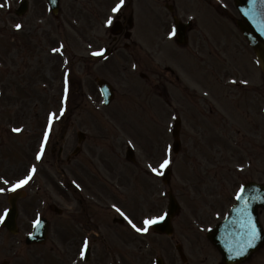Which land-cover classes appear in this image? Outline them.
<instances>
[{
    "label": "rangeland",
    "instance_id": "rangeland-1",
    "mask_svg": "<svg viewBox=\"0 0 264 264\" xmlns=\"http://www.w3.org/2000/svg\"><path fill=\"white\" fill-rule=\"evenodd\" d=\"M114 1L62 0V12L58 17L46 15L44 5L31 10L24 19L16 17L13 11L8 14L6 8L0 9L10 20L2 16L0 21V57L3 59L0 88L4 92V96L0 95V171L4 172L7 181L2 185L4 192H10L13 183L28 176L33 166L36 169L28 183L20 188L25 192L19 201L20 233L12 236L0 225V264L3 260L10 264H68L74 253L80 252L78 247L84 245L81 242L84 231L80 226L86 221L80 212L89 215L95 212L96 217L105 220L100 237L95 235L96 238H92V257L86 264H93V258L99 261L103 250L121 252L120 247L124 245L126 264H152L157 256L166 257V264H214L213 246L202 238L195 219L201 221L207 207L221 213L226 211L233 192L229 190L238 185L237 166L245 165V175L249 178L253 176V164L256 170L264 166V101L260 97L259 106L252 90L263 84V76L255 56L244 48L232 26L224 30L219 28L221 33L214 40H223L235 58L239 51L241 70L250 75V79H246L249 78L246 75L239 76L240 72L235 76V65L218 66L215 55L209 63L191 61L190 47H179L170 41L164 43L163 36L168 27L164 30V17L150 1L149 13L144 17L145 25L135 33L133 31V38L123 37L128 47L121 48L107 61L93 60L88 45L98 47L109 39L108 33L98 32L97 23L105 21L108 6ZM182 1L180 4L185 3L187 9L197 3L195 12L210 24L208 27L228 25L226 18L221 19L211 9L209 0ZM81 2L86 5L84 8L79 7ZM154 14L159 17V26H156L158 20ZM80 18L87 23L82 25L83 19L79 21ZM195 18V30L191 35L196 43L201 34L198 29L206 30ZM20 20L27 24L14 30L17 24L13 22ZM90 22H94L95 27ZM145 26H152L153 30L147 32ZM83 27L87 28L86 37L81 33ZM92 31L102 39L100 42L93 43L89 39L88 34L94 35ZM137 44L148 45L150 52H142ZM11 50L17 51V55L13 56ZM175 59L186 76L192 77L191 70L197 80L201 82L203 79L210 86L209 90L216 91L219 100L212 98V111L209 101H199L202 92L199 85L198 95H195L188 90L187 81L181 78L178 83L174 80L166 66L176 69ZM248 64L252 66L251 73L247 71ZM141 74L147 76L143 78ZM216 75H225L222 86ZM97 77L111 82L117 91L109 108L101 105L102 98L93 86ZM234 77L245 78L243 81L247 84L236 86L231 83ZM66 83L69 85L67 101L62 99ZM163 88L167 91L163 96L171 102L162 103L157 96V91ZM178 92L181 97H186V106L181 109L182 147L174 154L171 127L175 116L172 107L176 104L174 99ZM189 94L195 96L194 101H188ZM221 114L226 116L225 119ZM50 116L53 125L49 145L37 159L39 141ZM12 128L21 131L14 132ZM79 129L89 134L82 143L77 137ZM78 146L80 151L74 155ZM129 146L135 149L134 162L125 156ZM166 156L171 158L167 167L172 168L169 184L163 183L161 174L156 175L149 167H156L161 173L166 168L161 169L159 165ZM216 158L221 159L220 162H229L227 167L231 171L228 173L226 168L216 166ZM112 179L125 183L121 193H109ZM81 180L89 192L96 193L98 205L106 208L107 203L114 200L122 210L126 209L128 216L132 214L140 227L144 226L145 217H154L166 208L168 191L172 189L184 205L182 213L174 219L173 235L156 234L151 228L147 233L132 229L125 239H121V225L114 221L115 214L111 211L88 204L85 208H78L76 184ZM6 197V194L1 195L0 208L6 206ZM87 199H90L89 195ZM52 205L63 213L52 211ZM39 216L50 220L47 242L27 245L26 232ZM178 242L187 252L188 263H183L175 250ZM67 252H72L70 257L66 256ZM108 260L106 256L99 264H107ZM70 264L75 261L71 260Z\"/></svg>",
    "mask_w": 264,
    "mask_h": 264
},
{
    "label": "flooded vegetation",
    "instance_id": "flooded-vegetation-1",
    "mask_svg": "<svg viewBox=\"0 0 264 264\" xmlns=\"http://www.w3.org/2000/svg\"><path fill=\"white\" fill-rule=\"evenodd\" d=\"M10 1H12V0H0V9H1V7L2 8H7L8 12H12L13 11L15 13L16 17H19L20 14L18 13V8L21 5L22 0L13 1L14 4H16L15 7H13L12 3H9ZM180 2H183V1L180 0ZM209 2H210V4H212L211 5V9H214L215 11H218L222 16L227 17L228 21L231 19V20H233L235 22L238 19L237 13L236 12H233V13L230 12L229 7H227V4L230 2V0H215V1L209 0ZM160 4L165 5V7H166V9L168 11L167 15H171L173 13V15H178V16L182 17V19H185L187 17V10L188 9L186 8V4L185 3L182 4V5H179V4H177V0H169V2H166V0H165L163 2H160ZM43 5H44V9H45L44 12H46L45 0H42V1L41 0H31V1L28 0V5H27L28 9L26 8L27 12H25L23 15L24 16H28V14H29V12L31 10L34 11V9L36 7H40V6H43ZM134 15H135V13H134V11L132 9L130 11H128V9H125V10H122L119 13V15L116 18L115 25L111 28L113 30V32L115 33L114 37H115L116 41H119L121 37L126 36V35L130 36V38L133 37L132 36V34H133L132 32L133 31H137L138 27L139 28L141 27V25H139V26L137 25V27H136V20H135L134 30L130 31V29H129L130 22H132V26L131 27L133 28L134 21L132 19H131L132 21L129 20V19H130V16H134ZM2 16H4V13L2 11H0V20L3 19ZM5 18H7V17L4 16V19ZM170 26L171 27L173 26L172 25V21L171 20L168 21L167 19H164V25H163L164 30H166V28L168 27V29L166 30V31H168ZM191 26H190V29H188L189 30L188 32H192V30H195L194 29L195 28L194 27L195 24L192 23ZM198 30H200L201 34L198 35L196 43H195V40H193V37L190 36V35H189V39H188V41L186 43V46L190 47V50L192 51V56L194 58L199 57L202 62L209 63V61L212 60V56L215 55L217 57V59H218L217 60L218 66H221L222 68H227V67H229V60L228 59H229V57H231L233 65H235V68L236 69L239 68L238 67L239 66L238 63L236 62V60H234V55H231L232 53L229 51L228 45L224 44L223 40L214 41L212 39L211 41H209V38L210 37H214V36L209 34V33H206L204 31H202L201 29H198ZM203 42H206L207 44H205ZM134 43H136V42L134 41ZM137 47H140L142 52H148L149 51L148 50L149 47L147 45L143 46V45H138L137 44ZM237 53H239V51H237ZM176 66H177V68L176 69H171V72H172V74L174 76V80H178V83H181L180 64L176 63ZM189 72H191L192 77H188L187 76V79L189 80L188 81L189 85H187L188 90H190L195 95H198L197 91L194 88L195 86H193L194 85L193 81L196 80L195 74L191 70H189ZM219 73H221V72H219ZM222 74H225V73L222 72ZM216 76H217L216 78L220 77L218 80H219L220 85H221V82H222V80H223L225 75L224 76L216 75ZM174 86H176L175 83H174ZM203 86H204V84H203ZM205 86H208V85L205 83ZM176 88L179 91V87L176 86ZM205 88L209 91V94H210V98L207 99V101L210 102V107H211V111H212L213 105H212V102H211L212 100L211 99L213 97H215L217 100H219V99L215 96V95H217L216 91H212L211 89L209 90L210 86L205 87ZM219 91L221 92V88L219 89ZM175 96H176L175 98H176L179 106H183L182 105V101H184V106H186V102H185V98L186 97H181L179 92ZM189 96H191V94H189ZM194 100H195V96H191V97L188 98V101H194ZM187 108L190 111V106H187ZM178 110H180V109L178 108ZM221 117H222V119H225L226 116L224 114H221ZM253 166H252V169H251V171L253 170L252 171V175H253L252 179H254L257 182H263L264 181V173H261L262 172V170L260 168L261 166L258 167V170H256V167L253 168ZM1 174H2V171H0V176H1ZM206 217L211 219L212 212L207 213V215L203 219H205ZM260 218H261V221H262V224H263V227H264V211L261 212ZM120 225L121 226L119 228L122 229L121 233H120V238L121 239H125L126 238L125 236H127L129 234V232L132 231V226L130 224H126L124 222L122 224H120ZM120 249H122L123 251H121V252H116L115 251L116 252V254H115L116 257L113 259V264H126V262H125V259H127V257H126V253H127L126 246L124 245L122 248L120 247ZM66 256H69V254H66ZM106 256H108V259H110L111 253H107ZM90 260H91V257L88 259L87 262H84L83 260H80L79 264L89 263ZM100 260H101V257H100L99 261L93 258L92 262H93V264H99ZM214 260H216V257L213 258V261ZM240 264H264V242H263L262 246L260 247V249L255 251L247 261H245L243 263H240Z\"/></svg>",
    "mask_w": 264,
    "mask_h": 264
},
{
    "label": "snow or ice",
    "instance_id": "snow-or-ice-1",
    "mask_svg": "<svg viewBox=\"0 0 264 264\" xmlns=\"http://www.w3.org/2000/svg\"><path fill=\"white\" fill-rule=\"evenodd\" d=\"M250 2L255 5L256 3V0H250ZM261 2H264V0H261ZM124 3V0H119V3L116 4V6L112 9L113 12H117L119 11V9L121 8V6L123 5ZM246 14H248L246 12ZM111 19L108 20V23L111 24ZM15 27L17 29H20L22 27V25L20 24H17L15 25ZM53 51H57V49H53ZM97 55H99L100 53H96ZM135 66V65H134ZM55 114H52V116H54ZM51 116H50V120H51ZM15 131L19 132L21 131V129L17 128V129H14ZM45 139H47V133L45 134ZM42 151H43V146L41 147V152L40 153H37V159H40L41 158V155H42ZM171 163V158L170 157H165L162 161V163H160L159 165V168L161 169H164V168H167L169 166V164ZM149 167L151 168V171L153 173H157L158 175L159 174H162L159 172V170L156 168V167H152L151 165H149ZM36 169H35V166L32 167L31 171H30V174L26 177H24L23 179L19 180L16 182V184L13 185L12 189L11 190H15L16 188H19L25 184L28 183V181L31 179V174L32 173H35ZM5 183H7V181H5ZM5 189L3 188H0V192H3ZM244 192V188L243 186H241L240 190L237 192L236 194V198L239 200L241 199L242 197V194ZM113 207H116V205H113ZM6 214V213H5ZM4 219V216L0 215V222H2ZM164 219V216L161 215V216H156V217H145L143 219V227H140L138 226L136 223H134L133 221L129 220V223L131 224V226L139 233H147L149 231V228L151 225L157 223L158 221L160 220H163ZM248 229H249V242H248V245L247 246H251V241L254 240L256 238V226H255V223L252 222V221H249V224H248ZM88 247V240L85 239L84 241V248H87ZM246 250V249H244ZM84 251L82 250L80 252V255L81 257L84 256ZM240 253L238 252L237 255H239Z\"/></svg>",
    "mask_w": 264,
    "mask_h": 264
},
{
    "label": "water",
    "instance_id": "water-1",
    "mask_svg": "<svg viewBox=\"0 0 264 264\" xmlns=\"http://www.w3.org/2000/svg\"><path fill=\"white\" fill-rule=\"evenodd\" d=\"M53 1V4L54 5H57V1L58 0H52ZM245 31L248 33V35L251 37V35H250V33H253V30L251 29V28H249V29H245ZM255 37H257V38H262L263 36H261V35H258V34H256V36ZM251 38H253V37H251ZM256 48H257V50H258V52H259V57H260V59L262 60V62H263V64H264V46H262V42L261 41H259L258 43L256 42ZM110 97H111V95L109 94V96H108V98L110 99ZM176 134V133H175ZM251 190L250 191H252V189H256V188H250ZM257 190H259V194L257 195V200H258V198H259V202H256V204L258 205H261V206H263L264 207V186H261L260 187V189H257ZM247 198H253V196H251V195H249ZM243 204V198H241V199H239L238 200V203L235 205V207L233 208V210H232V214H231V216L228 218V220L226 221V224L223 226V229L224 230H222V231H220V235H222V236H220V237H218V234H214V235H212L211 236V238L213 239V241L222 249V250H224L223 249V243L225 242H222L221 241V237H225L227 240H226V242H225V245L226 246H231L232 245V243H231V241H230V238H229V236L231 235L230 234V232H224V231H226V230H231L232 228L234 229V230H237L238 229V214L240 213V205H242ZM173 207H176V204H175V202H174V204H173ZM175 209V208H174ZM253 210V209H252ZM253 212V211H252ZM13 216L11 217V219L9 220V222H7V226H8V228L10 229V230H12V231H14V228H15V217H16V209L15 210H13ZM249 213V212H248ZM249 214H251V213H249ZM248 227V224H246L245 225V228H247ZM45 233H46V231H45ZM228 234H230L229 236H228ZM43 237H42V236ZM41 235H37V237H36V239H34V237H35V235H34V237H31L30 239V241H33V242H35V241H44V234H41ZM236 237L239 235L238 234V231H236L235 232V234H234ZM42 237V238H41Z\"/></svg>",
    "mask_w": 264,
    "mask_h": 264
}]
</instances>
